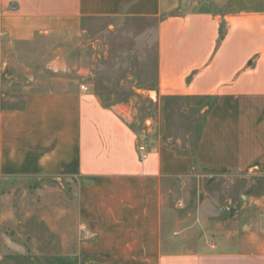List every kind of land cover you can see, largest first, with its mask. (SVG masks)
<instances>
[{
  "label": "crops",
  "instance_id": "1",
  "mask_svg": "<svg viewBox=\"0 0 264 264\" xmlns=\"http://www.w3.org/2000/svg\"><path fill=\"white\" fill-rule=\"evenodd\" d=\"M179 5L0 0L3 70L14 68L11 47L75 31L85 18L156 17L160 82L204 112L193 150L181 153L164 138V116L133 127L59 72L18 106H2L0 94V252L10 186L54 179L76 185L82 264H264V192L250 187L264 180V11L227 14L222 30L207 13H176ZM192 168L231 189V213L212 197H190Z\"/></svg>",
  "mask_w": 264,
  "mask_h": 264
},
{
  "label": "rangeland",
  "instance_id": "2",
  "mask_svg": "<svg viewBox=\"0 0 264 264\" xmlns=\"http://www.w3.org/2000/svg\"><path fill=\"white\" fill-rule=\"evenodd\" d=\"M241 11H264V0H180L176 13H207L219 19L220 29L225 30L224 16ZM157 25L156 17L142 15L85 18L75 31L11 47L13 70L0 67L2 106H18L20 95L47 90L59 72L102 96L104 106L130 119L133 127L145 130L158 114L164 116L168 146L190 153L204 112L189 108L177 87L167 88L160 82ZM11 96L18 100L12 101ZM192 172L198 177L187 182L190 197H212L217 210L226 207L224 196L231 189L196 168ZM250 187L264 192V180ZM75 192L71 181L13 183L4 200L0 264H82L79 244L86 235L77 215Z\"/></svg>",
  "mask_w": 264,
  "mask_h": 264
},
{
  "label": "built area",
  "instance_id": "3",
  "mask_svg": "<svg viewBox=\"0 0 264 264\" xmlns=\"http://www.w3.org/2000/svg\"><path fill=\"white\" fill-rule=\"evenodd\" d=\"M81 89L82 90H86L84 87H81ZM138 152H139V156H140V159L141 160H144V159H146L147 158V156H148V150L146 149V147L145 146H143V145H141V146H139L138 147ZM231 208L230 207H221L220 209H219V212H221V213H224V212H226V213H231Z\"/></svg>",
  "mask_w": 264,
  "mask_h": 264
},
{
  "label": "bare ground",
  "instance_id": "4",
  "mask_svg": "<svg viewBox=\"0 0 264 264\" xmlns=\"http://www.w3.org/2000/svg\"><path fill=\"white\" fill-rule=\"evenodd\" d=\"M147 94H149L151 97L155 96V94L153 92H147Z\"/></svg>",
  "mask_w": 264,
  "mask_h": 264
},
{
  "label": "trees",
  "instance_id": "5",
  "mask_svg": "<svg viewBox=\"0 0 264 264\" xmlns=\"http://www.w3.org/2000/svg\"><path fill=\"white\" fill-rule=\"evenodd\" d=\"M222 34H221V31H220V38H221Z\"/></svg>",
  "mask_w": 264,
  "mask_h": 264
}]
</instances>
